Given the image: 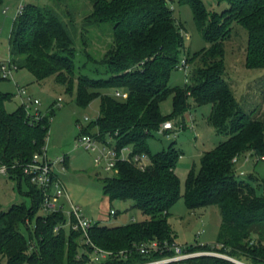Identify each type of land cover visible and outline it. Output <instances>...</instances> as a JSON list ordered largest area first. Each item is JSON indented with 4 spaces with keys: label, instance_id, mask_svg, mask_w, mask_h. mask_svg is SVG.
Returning a JSON list of instances; mask_svg holds the SVG:
<instances>
[{
    "label": "trees",
    "instance_id": "1",
    "mask_svg": "<svg viewBox=\"0 0 264 264\" xmlns=\"http://www.w3.org/2000/svg\"><path fill=\"white\" fill-rule=\"evenodd\" d=\"M88 1L92 10L80 25L71 13L65 22L61 17L65 11L27 3L24 13L14 20L9 43L10 57L18 69L27 68L38 81L54 79L67 94L75 96L79 107L86 109L99 99L98 116L80 133L94 134L104 141L114 138L118 148L131 146L134 152L150 157L145 170L120 161L113 176L103 179V191L110 201L133 202L144 219L113 227L94 224L89 231L92 241L113 252L109 264H140L173 254L176 236L169 217L181 196L176 168L184 153L175 143L152 153L150 139L163 122L184 118L193 102L211 105L208 122L226 139L204 151L199 166L193 164L189 169L183 194L189 209L219 207L222 221L217 242L188 245L187 251L209 249L246 264H264V196L238 181L233 163L235 157L249 152L264 156V118L247 113L224 78L225 45L233 38V30L236 34L242 28L246 31L245 67L264 69V0H217L228 4L223 13L210 12L203 0H179L191 6L195 25L207 43L193 54L188 52L186 61L191 70L183 88L170 85L173 72L180 69L185 39L183 26L166 0ZM102 33L111 36V44L95 59L89 47ZM77 43L86 59L96 65V76L81 73ZM98 66L104 67L103 73ZM114 90L127 92L128 98L114 97L109 93ZM170 96L173 111L164 115L161 103ZM11 97L0 91V167L18 178L20 192L22 183L28 184L25 194L32 198V206L12 205L0 213V260L6 259V264L83 262L87 256L78 257L86 248L82 235L66 228L55 231L66 222L62 211L39 214L45 199L43 190L24 173L34 155L45 151L56 108L52 105L48 115L36 120L22 105L8 112L5 103ZM153 241L161 248L150 256L141 254V244ZM184 261L236 264L216 255Z\"/></svg>",
    "mask_w": 264,
    "mask_h": 264
},
{
    "label": "rangeland",
    "instance_id": "2",
    "mask_svg": "<svg viewBox=\"0 0 264 264\" xmlns=\"http://www.w3.org/2000/svg\"><path fill=\"white\" fill-rule=\"evenodd\" d=\"M20 0H2L0 2V61L10 57L9 39L17 18L16 8ZM35 3L40 6H48L60 11H65L61 16L65 22L73 15L80 25L83 17L92 10L88 0H25V3ZM210 12L223 13L228 8L225 2L219 3L217 0H203ZM59 3V5H57ZM174 12V17L183 26L185 39V49L181 52L182 60H185L188 52H194L207 46L201 33L197 29L191 6L188 3H180L174 0L169 4ZM9 7V13L3 11ZM91 8V9H90ZM109 28V27H108ZM241 28V27H238ZM246 31L242 28L236 34L233 30V38L225 45V71L224 78L231 85L235 96L243 109L252 114L253 117L264 118V69H247L245 67ZM111 44L109 34H99L94 37L89 47L90 53L95 59H99L107 51ZM79 54L77 64L81 73L89 76H96V65L86 59L81 51L80 44L77 43ZM187 62V61H186ZM181 66V65H180ZM187 72L183 67L175 70L172 74L170 85L183 88L189 81V63L186 64ZM104 67L98 66L99 72H104ZM19 87H24L35 98L40 99L39 109L43 114H49L52 105L56 106L59 98H62L61 106H56V113L50 119V133L46 145V155L48 160L57 161L54 164V171L59 176L65 188V194L57 200V205L69 220V211L72 204L81 208L82 213L90 219L92 224H103L109 227L128 224L144 219L142 213L133 208L131 201L121 200L110 201V197L103 191V179L113 176L112 172H107L98 167L95 162L96 154L87 151L79 146L80 130L79 121L84 124L88 116L91 120L96 119L99 114V99L84 109L75 102V96L66 93L65 87L57 84L54 79L48 78L38 81L27 68H20L14 74V79H0V91L12 95L11 100L5 103L8 112L15 111L22 105V98L18 94ZM113 94L112 91H109ZM193 106L185 113L182 129L177 136H167L159 131L150 139V149L152 153H157L167 149L172 143L183 151V156L177 163L176 173L181 179V196L170 210L169 223L174 233L176 244L180 246L211 244L217 242L218 233L222 221L220 209L217 206L200 207L189 209L183 197L185 191V180L189 169L196 163L199 166L200 157L204 151L215 148L221 141L225 140L224 135L218 134L214 127L208 122L211 112V105L198 106L192 102ZM173 111L172 96L161 103V112L169 115ZM112 145L116 141L109 140ZM241 156L235 164L236 178L254 187L258 195L264 196V160L257 159L256 155ZM241 172L245 174L242 175ZM28 184L22 183V192L18 189V178L11 177L8 173L0 172V213L7 211L12 205L32 206V198L25 193L28 192ZM114 210L116 215H112ZM42 209L39 214L46 215ZM70 221V220H69ZM68 230V228H67ZM22 232L27 235V229L22 227ZM194 258L213 253V250H197L193 252ZM0 264H6V259L0 260ZM179 264H197L184 261Z\"/></svg>",
    "mask_w": 264,
    "mask_h": 264
},
{
    "label": "built area",
    "instance_id": "3",
    "mask_svg": "<svg viewBox=\"0 0 264 264\" xmlns=\"http://www.w3.org/2000/svg\"><path fill=\"white\" fill-rule=\"evenodd\" d=\"M166 1L168 2V4H170L174 0ZM26 4L27 3H25V0H20L16 8L17 17L21 16L24 13ZM9 10L10 8L7 7L3 12L7 14L9 13ZM186 64L187 62L185 59L182 60L180 66L185 69V72H187ZM17 70L18 66L11 57L0 61V79H14V74ZM18 94L22 98V106L25 108L26 114L32 118H35L36 120H39L44 115L39 109V105L41 104L40 99L35 98L24 87H19ZM112 95L121 100H126L128 98V93L123 90H114ZM61 101L62 98H59L56 102V106H61ZM56 106L54 105L55 108ZM85 121L90 122L92 120L88 116H86ZM86 125L87 124H84L79 121V130H81ZM182 129L184 128L181 120L175 118L163 122L161 127L159 128V132L164 135H167L168 137H173L177 136V134L181 132ZM109 140H114V138L108 137L104 141L100 139L99 136H96L94 134L80 133L78 147H82L87 151L94 152L96 154V165L98 167L103 168L107 172H112V174L116 172L117 164L120 161L131 163L140 170H145L147 168L150 163V157L148 154L134 152L131 146L118 148L117 144L112 145ZM45 152L46 148L44 153L35 154L33 160L26 166H24V173L30 178L31 182L34 185L43 190L45 197L43 209L47 212L46 214H50L53 212L62 211V208H59V206L57 205V200H59V198L65 194V188L59 176L54 171V164L57 163V161L63 162L64 159H58L57 161L52 162L48 160ZM249 153H251L249 155H255L253 152ZM257 159L264 160V156H257ZM239 160L240 157L237 156L233 159V163L236 164L239 162ZM0 172L7 173V168L0 167ZM241 173L242 175L245 174L244 172ZM111 214L115 215L116 212L112 210ZM68 215L70 221H67L66 219V222L58 225L55 228V231L58 232L61 228H68V230L77 231L82 235V243L86 245V248H84V250H80L81 252L78 257L79 259H84V256H87V258H85V261L78 262L76 264H109L108 260H110L114 256V254L109 250H105L97 246L92 241L89 231L94 224H92L90 219H88L82 213L81 208L72 204L71 210L69 211ZM216 245L220 246L219 244ZM160 248L161 246L158 244V242H148L146 244H141L140 253L145 256H150L152 253L157 252ZM171 249L173 250V254L171 256L147 260L140 264H167L171 262H182L184 260L194 258L195 256L193 252L187 251V247L180 246L178 244H174ZM206 255H216L229 259L235 262L236 264H246L240 260L234 259L225 254H221L215 251Z\"/></svg>",
    "mask_w": 264,
    "mask_h": 264
},
{
    "label": "crops",
    "instance_id": "4",
    "mask_svg": "<svg viewBox=\"0 0 264 264\" xmlns=\"http://www.w3.org/2000/svg\"><path fill=\"white\" fill-rule=\"evenodd\" d=\"M241 158V157H240ZM196 164V163H195Z\"/></svg>",
    "mask_w": 264,
    "mask_h": 264
}]
</instances>
